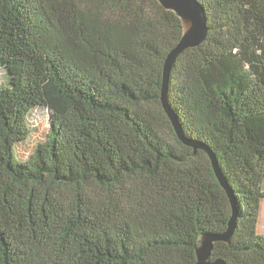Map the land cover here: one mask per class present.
Here are the masks:
<instances>
[{
    "label": "trees",
    "instance_id": "obj_1",
    "mask_svg": "<svg viewBox=\"0 0 264 264\" xmlns=\"http://www.w3.org/2000/svg\"><path fill=\"white\" fill-rule=\"evenodd\" d=\"M199 1L209 34L176 60L169 100L236 199L211 260L264 264V0ZM183 34L158 0H0V264H197L228 229L208 152L162 104Z\"/></svg>",
    "mask_w": 264,
    "mask_h": 264
},
{
    "label": "water",
    "instance_id": "obj_2",
    "mask_svg": "<svg viewBox=\"0 0 264 264\" xmlns=\"http://www.w3.org/2000/svg\"><path fill=\"white\" fill-rule=\"evenodd\" d=\"M166 9L174 11L182 20L184 34L179 44L168 55L163 72L162 104L168 117L170 118L179 139L188 147L194 150L203 149L208 152L212 161L215 173L226 189L232 202L233 215L228 229L223 233H212L203 237L202 244L197 250V264H225L222 260L212 261V250L216 242L229 243L233 237L238 223V208L234 193L227 185L221 172L217 157L200 142L189 139L176 116L169 100L170 77L174 64L178 57L186 50L199 47L209 34L206 10L199 0H158Z\"/></svg>",
    "mask_w": 264,
    "mask_h": 264
},
{
    "label": "rangeland",
    "instance_id": "obj_3",
    "mask_svg": "<svg viewBox=\"0 0 264 264\" xmlns=\"http://www.w3.org/2000/svg\"><path fill=\"white\" fill-rule=\"evenodd\" d=\"M6 80V72L4 70H0V84L4 83ZM49 113L45 110L38 111L34 114L31 119L32 125L34 127V131H32V141L31 144H35L39 139L43 138L48 130L49 123ZM30 148L24 149V151H28ZM258 231L264 234V202L262 203L261 214L258 224Z\"/></svg>",
    "mask_w": 264,
    "mask_h": 264
}]
</instances>
